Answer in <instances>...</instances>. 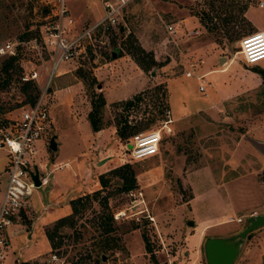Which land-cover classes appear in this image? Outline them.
Masks as SVG:
<instances>
[{
  "label": "rangeland",
  "instance_id": "1",
  "mask_svg": "<svg viewBox=\"0 0 264 264\" xmlns=\"http://www.w3.org/2000/svg\"><path fill=\"white\" fill-rule=\"evenodd\" d=\"M206 1L133 0L120 16L123 31H91L83 37L79 55L60 63L59 74L50 80L45 95L52 122L37 142L38 159L47 162L53 173L47 186L34 190L31 199L35 208L30 213L44 212L43 207L52 199L50 207L58 212L39 221L28 242L34 239L38 251H44L45 242L38 239L53 228L55 220L71 213L70 202L79 196L101 190L100 196L107 197V209L100 198H92L84 212L75 215L74 225L61 229L59 234L65 235L60 244L58 238L54 240L58 247L52 248L48 241L50 250L28 262L207 264L205 239L210 235H235L248 225L249 215L264 214V153L251 140L264 142V59L248 64L244 54L238 52L240 39L264 31V7L260 6L264 0L214 3L215 12H220L221 6L222 17L228 13L226 6H234L232 21L222 26L219 34L207 33L194 14L200 9L210 12ZM101 2L64 0L76 21L73 35L88 31L102 17ZM60 3L61 0H0V137L48 81L52 59L43 31L48 19L55 20ZM168 24L173 25L174 33L167 31ZM229 27L234 31L231 35L227 33ZM194 29L199 31L197 36L189 34ZM11 47L20 58L5 73L6 58L14 55L4 51ZM25 59H30L40 75L23 91L18 66ZM136 67L144 72L147 87L127 99L142 94L140 101L125 109L126 99L108 104L104 100L99 110L102 136H107L108 142L101 143L102 136H92L90 132L86 133L89 138L82 136L93 108L92 93H101L97 87L105 68L111 70L113 80L123 81L126 92L136 89L138 75L131 70ZM186 71L192 76L186 77ZM196 77L206 82L204 93L198 90ZM123 116L130 126L138 127L136 133L161 130L157 155L140 161L130 159L125 145L131 135L120 140L114 132ZM167 127L169 131H165ZM52 136L55 150L48 145ZM75 154L86 162L106 156L108 163L104 167L98 169L92 164L100 172L98 181L100 174L130 165L135 187L122 192L120 176L106 174V188L99 183L98 188L80 195L82 191L70 190L68 197L58 202L64 205H55L58 199L51 193L53 174L59 172L62 177L70 173ZM6 161V152L0 148V175L4 174ZM115 182L120 183L119 187ZM105 212H111L114 221V230L106 235L94 221ZM238 217L244 219L243 223L228 221ZM20 222L29 225L31 219L24 215ZM106 238L109 249L102 248ZM11 246L13 249L2 247L3 264H14L17 259L16 264L23 262L25 249L19 250L20 243ZM233 264H264V227L246 238Z\"/></svg>",
  "mask_w": 264,
  "mask_h": 264
},
{
  "label": "built area",
  "instance_id": "2",
  "mask_svg": "<svg viewBox=\"0 0 264 264\" xmlns=\"http://www.w3.org/2000/svg\"><path fill=\"white\" fill-rule=\"evenodd\" d=\"M131 1L133 0H102L103 16L88 31L81 34L73 35L72 27L75 22L68 9L65 8L64 0H61L54 13L53 18L55 20H47L43 31V41L52 59L51 74L39 96L21 111L18 119L14 120V125L0 137V148L7 155L4 168L6 180L0 201V259L3 258L1 246L6 245L3 231L17 218L21 219L22 214L26 215L28 213L29 202L34 190L41 186H47L50 183V175L53 173V169H49L47 162L38 159L39 150L37 148V142L42 140L45 131L52 122L45 96L50 80L54 75H58L59 71L57 70L60 63L79 55L83 37L90 35L91 31L96 29L102 32L121 30L120 16ZM260 6L264 7L263 1ZM166 28L171 34L175 32L172 24H168ZM189 34L197 36L199 31L194 29ZM238 46V52L244 54L248 64L264 59V31L245 36L239 40ZM0 50H3V48H0ZM4 52L8 55H17L13 47L6 49ZM29 60H21L19 63V81L21 83L36 82L40 75L39 71L32 67ZM185 76L190 77L192 73L186 71ZM196 79L199 81L198 90L204 93L206 82L201 80L200 77H196ZM170 121L168 120V122ZM169 130V127L165 129V131ZM161 140V130L148 134H133L130 141L125 145L128 156L134 161L155 156L159 153ZM125 161L129 162L130 160ZM35 173L38 174L39 186L33 180ZM251 215L257 214L252 213ZM228 221L243 223L244 219L242 217L228 218ZM52 257L55 258V255Z\"/></svg>",
  "mask_w": 264,
  "mask_h": 264
},
{
  "label": "crops",
  "instance_id": "3",
  "mask_svg": "<svg viewBox=\"0 0 264 264\" xmlns=\"http://www.w3.org/2000/svg\"><path fill=\"white\" fill-rule=\"evenodd\" d=\"M101 6L103 9L102 2H101ZM85 9H86V7H85ZM103 10H102V12H103ZM70 15H72V14H70ZM85 17H87L86 14H85ZM88 22H89V19H88ZM114 58H116V57H114ZM114 60H116V59H114ZM105 65H106V63L104 64V66ZM131 70L133 72L137 73V75H138V77L135 78V79H137L136 89L133 88V89L126 91V92L124 89L127 87H126V85L124 86L122 84L123 81L118 82L116 80H113L112 76H109V73H110L109 71H111V70L105 68L104 72H102V75H103L102 80H101L102 82L100 83V85L97 88L100 89V91L104 97V100L106 101L107 104L110 102L127 99L129 96H131V95H133V94H135V93H137V92H139V91H141L147 87L146 81L143 78L144 72L142 71V69H140L139 67L138 68L136 67V68H132ZM106 75H108V76H106ZM73 122H74V126L76 128L77 122L74 120H73ZM88 123L83 127L84 134H82V136H84L85 138H89V137H87V134H88V132H90L92 136L95 135L96 137H101L102 133H103V129H100L98 131H93L91 126H90V123H89V125H88ZM88 126H89V128H88ZM115 131L116 130L114 129V132ZM114 132H112V133H114ZM105 140H106V142H108L107 136H102L100 141L102 143ZM113 149H114L113 147L109 148L108 151L113 150ZM100 152L102 153L101 150H100ZM101 153H100V155H101ZM80 157L81 156H78L75 154V157L73 158V162H74L73 167L70 170L71 175H70V173H67V175H63L61 177L60 176L61 174H59V172H57V173L55 172L53 174L54 175L53 176L54 181L52 182L51 193H52L53 198L55 195V198L58 199L57 201H55V205H59L58 202H60L63 199V197L67 198L68 197L67 192H70V190L71 191L76 190L77 192L82 191L81 193H79V195H80V194H84L86 191L88 192V191H92V190L98 188L99 181H98L97 174L100 173L98 171V169L104 167L106 165V163H108L107 161H105L106 156H102V157L98 158V160H95V161H91L88 159L87 162L85 160H83L84 161L83 162ZM92 158H94V157H92ZM92 164H94V165L96 164L97 165L96 167L98 169L93 168L94 165H92ZM4 168H5V165H4ZM56 170L57 169H55V171ZM94 171H96V172H94ZM92 173L94 175L93 177H92ZM3 175H0V201H1V198L3 195V190H4V186H5V180H6V175L5 174H3ZM82 176H83V179H82ZM94 177H95V179H94ZM52 203L54 204V199L50 200L43 207L44 212L34 215L33 213H30L32 208H35L34 207L35 205L32 203V199H30V202H29L30 207H29V210H28V213L26 214V216H28V218L30 217L31 223H29V225H24L22 222H20V220L23 218V215H22L21 219H19V218L16 219L18 222L14 223V224H12L6 228L5 234H3L4 238H5V242H6L5 248L13 249L11 246V243H20L19 250L22 251V249H25V253L23 255V256H25V258L22 259V261H28L30 259H34V258L40 256L42 253L48 252L50 250L46 235H44L43 239L42 238L38 239L39 242H42V240H44V242H45L44 251H38L40 249H38L34 239H32L30 242H28V240H30L32 238V232H33L32 230L36 229V225L38 224L39 221H43L44 217L47 214H48V218H49V216L53 215L54 211H55V213L58 212L57 208H55V210H54V208L50 207L52 205ZM66 204H65V206L69 207V205L68 204L66 205ZM62 205H64V204H60L59 206H62ZM49 222H47V223H49ZM25 226H26V230L28 229L26 232L24 231ZM39 228L42 229V224H41V227H39ZM26 233L27 234L29 233L27 239H26V235H27ZM210 237H217V236H211L210 235ZM186 239L188 240V235H187ZM21 242L24 244L23 246H22ZM1 249H2V246H1ZM19 256H22V255L19 254ZM4 259L5 258L3 255V258L0 259V264H3L2 260H4ZM18 261H19L18 259L15 260L14 264H16V262H18Z\"/></svg>",
  "mask_w": 264,
  "mask_h": 264
},
{
  "label": "trees",
  "instance_id": "4",
  "mask_svg": "<svg viewBox=\"0 0 264 264\" xmlns=\"http://www.w3.org/2000/svg\"><path fill=\"white\" fill-rule=\"evenodd\" d=\"M217 1H221L222 0H207V4L210 6L211 10L210 12L205 11L204 9H200L198 10L196 13V16L199 19L200 24L205 28L207 33H214V34H219L221 31V27L225 26L227 27L229 25V23L232 21L233 19V15H232V11L234 10V6H226L225 4H222L224 6H226V11L228 12L227 15L225 14V17H222V8L221 6L219 7L220 12H215L214 8V3H216ZM225 10V9H224ZM245 11L242 12L243 16H244ZM233 28H228L227 29V33L228 35H231V33H234V31L232 30ZM124 29H121V31H123ZM20 52V51H19ZM19 56H9L6 58V63L3 66V71L5 73H7L9 71L10 68H12L14 66V62L16 61V59ZM20 58V57H19ZM142 67V66H141ZM144 68V67H142ZM19 79V78H18ZM24 83H22V89L23 91H26V89L28 88L27 84L23 86ZM1 88V86H0ZM142 94H137L134 95L133 97L123 100L124 101V107L125 109H129L131 106H133L136 102L140 101ZM37 95H33L31 101H34ZM95 99V100H94ZM32 103V102H31ZM104 105V98L102 93H92V106L93 108L91 109V111L88 114V120L90 123V126L92 128L93 131H98L99 129H101V118L99 117L98 113L99 110L102 108V106ZM138 127H132L129 124V121L127 120V118L125 116H123L119 121H117L116 124V135L118 136V138L120 140L126 139L128 137H130V135L132 136L133 134H135L138 131ZM106 174H118L120 176V178L122 179L121 182V186L119 188L120 191H124L127 192L131 189H133L135 187V174L134 171L131 169L130 165L128 164H124L122 166H118L116 168H112L111 170H109L108 172L104 173V174H100L99 175V183L101 184L102 188H106L108 186L109 180L106 178ZM115 184H118L119 187V182H115ZM101 194V190H96L93 191L91 194H84L83 196H79L75 199H73L70 202V206H71V213L63 216L57 220H55V222L53 223V228H49L46 230L45 234L46 237L48 239V241L50 242V245L52 248L56 249L58 247V242H55L54 240H56L57 238L59 239V244L61 242V239L64 237L65 234H59L62 233L61 229L64 226H73L75 223V215L79 214V213H83L85 208L87 207V204H89L90 200L92 198H100V202L102 203L103 206H105V209H107V197L105 196H100ZM24 216V214H22ZM95 224L97 227H99V229H101V233L102 234H108L111 231L114 230V226L113 224V215L111 212H105L102 213L99 216H96L95 219ZM253 233V232H252ZM250 233L248 235V237L252 234ZM145 241V238H144ZM104 246H102L103 249H109L110 248V242L107 240L103 242ZM146 247L148 249V251H150V249L148 248V244L146 243ZM19 264H32L28 261H23L20 262Z\"/></svg>",
  "mask_w": 264,
  "mask_h": 264
},
{
  "label": "water",
  "instance_id": "5",
  "mask_svg": "<svg viewBox=\"0 0 264 264\" xmlns=\"http://www.w3.org/2000/svg\"><path fill=\"white\" fill-rule=\"evenodd\" d=\"M122 29V28H121ZM252 142L264 153V142L251 139ZM49 147L56 149V143L52 136L49 140ZM130 147V146H129ZM33 180L37 186L40 185L38 174L33 175ZM248 225L237 234L227 237H208L204 241V253L207 264H233L240 249L248 235L259 228L264 227V214L250 215L247 217ZM193 225V223H191ZM102 255V259H104Z\"/></svg>",
  "mask_w": 264,
  "mask_h": 264
},
{
  "label": "bare ground",
  "instance_id": "6",
  "mask_svg": "<svg viewBox=\"0 0 264 264\" xmlns=\"http://www.w3.org/2000/svg\"><path fill=\"white\" fill-rule=\"evenodd\" d=\"M230 222V221H229Z\"/></svg>",
  "mask_w": 264,
  "mask_h": 264
}]
</instances>
